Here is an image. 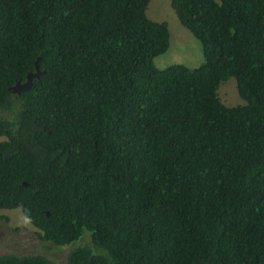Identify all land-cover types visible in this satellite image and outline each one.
Masks as SVG:
<instances>
[{
    "label": "trees",
    "instance_id": "trees-1",
    "mask_svg": "<svg viewBox=\"0 0 264 264\" xmlns=\"http://www.w3.org/2000/svg\"><path fill=\"white\" fill-rule=\"evenodd\" d=\"M148 3L0 0V210L78 242L65 264H264V0H170L195 68L155 66ZM230 76L243 104L217 94Z\"/></svg>",
    "mask_w": 264,
    "mask_h": 264
},
{
    "label": "rangeland",
    "instance_id": "rangeland-1",
    "mask_svg": "<svg viewBox=\"0 0 264 264\" xmlns=\"http://www.w3.org/2000/svg\"><path fill=\"white\" fill-rule=\"evenodd\" d=\"M146 13L153 20L166 21L169 28V45L163 53L154 58L157 68H164L172 63H182L189 68H195L204 62L201 42L180 24L170 6V0H149ZM217 94L227 106L244 103L232 76L219 84ZM4 138L0 136V140ZM0 214L7 217L0 221V254L42 253L58 264H65L69 250L78 243L56 245L51 241L42 240L38 230L24 218L20 208L2 209ZM83 235L82 240L88 241V233Z\"/></svg>",
    "mask_w": 264,
    "mask_h": 264
},
{
    "label": "water",
    "instance_id": "water-1",
    "mask_svg": "<svg viewBox=\"0 0 264 264\" xmlns=\"http://www.w3.org/2000/svg\"><path fill=\"white\" fill-rule=\"evenodd\" d=\"M41 71L39 70L37 63L35 64V71L28 72L25 81L17 80L15 84L8 87V90L14 93H18L25 89H28L33 84V78L37 77ZM7 157V155H5ZM25 184V182H23Z\"/></svg>",
    "mask_w": 264,
    "mask_h": 264
}]
</instances>
